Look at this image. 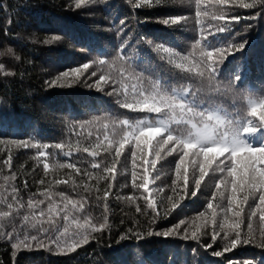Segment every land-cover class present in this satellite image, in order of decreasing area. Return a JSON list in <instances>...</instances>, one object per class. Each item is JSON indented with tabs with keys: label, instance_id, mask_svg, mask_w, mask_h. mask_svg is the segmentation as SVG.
Returning a JSON list of instances; mask_svg holds the SVG:
<instances>
[{
	"label": "trees",
	"instance_id": "1",
	"mask_svg": "<svg viewBox=\"0 0 264 264\" xmlns=\"http://www.w3.org/2000/svg\"><path fill=\"white\" fill-rule=\"evenodd\" d=\"M252 2L232 0L220 5L216 0H200L201 6H207L210 13L223 12L229 28L206 40H214L213 47L226 49L244 45L238 51L232 48L216 75L209 78L196 75L197 68L193 67L200 59L196 44L200 40L199 26L195 23L196 0H162L159 5L139 9L132 6V0H0V141H4L0 143V201L6 198L7 203L12 202L14 186L15 194L25 205L19 214L14 212L12 217L0 219V231L11 232L13 227L19 231L24 216L28 215L29 223L24 225V230L35 234L36 229L31 224L37 223V219L30 215L27 201L30 197L43 199L34 196L41 191L51 192L57 201L59 196L55 194L61 192L74 200L87 198L84 211L74 213L78 223L67 224L70 233H83L87 217L97 225L106 217L104 229L92 232L88 242L74 251L14 250L13 241L0 236V264H246L247 261L264 264L261 213L257 211V216L249 221L252 206L258 203V192L256 198L250 195L247 203L241 205L239 217L234 216L235 204L233 212L226 214L231 184L227 190L223 184L218 189L217 184L222 178L230 181L231 177L209 169L196 190L194 179L199 178L198 165L202 158L194 163L190 154L185 158L189 170L187 188L181 179L177 182L178 194H174L179 155L177 152L168 154L170 145H166L160 151L161 158L155 160L154 169L141 165L139 155L137 157L136 183L141 182L143 169L148 167L149 187L157 205L154 211L147 207L144 198H137L148 194L132 184L133 144L125 145L114 174L91 168L93 157L82 150L90 140L99 138L100 147L95 149L99 155L95 159L107 165L112 161L109 152L115 148L114 144L109 147V143L113 137L119 139L124 129L121 121L134 123L156 118L155 113L132 112L121 107L126 90L133 84L151 87L153 82L160 80L172 88H188L196 93L200 103L219 109L221 114L235 115L247 109L249 100L264 99V0H257L252 8L240 6ZM177 15L186 20L175 25L163 24L164 19ZM232 16H239V21L231 20ZM122 20L127 24L123 32L120 30ZM204 43L201 41L200 46ZM158 44L178 53L177 62L187 57L183 68L169 63L167 55L157 51L155 45ZM121 50L127 53L129 63L119 59ZM212 59L219 61L216 54ZM100 60L105 63L100 64ZM85 63L90 65L87 70H82L78 76L72 75V70L82 69ZM125 69L122 80L120 73ZM65 72L69 73L68 77H64ZM92 72L96 75H91ZM101 74L116 81L119 95L112 91L111 82H102L97 87ZM106 133L107 140L104 139ZM159 139L161 137L153 140V145ZM251 139L255 143L264 141V129ZM13 140L49 145L61 143L65 147L63 150L26 148L9 143ZM106 148L108 151L104 150ZM40 152L48 155L42 156ZM64 152L71 155L65 156ZM9 155L10 166L4 163ZM44 163L49 164L47 172ZM59 163H73L80 172L54 167ZM212 167L215 168V163ZM85 171L92 176L85 175ZM13 175L14 180L5 179ZM152 177L156 179L153 181ZM40 180L45 183L40 184ZM56 180L65 182L56 184ZM109 184L105 213L103 193ZM84 185L89 186V191L84 190ZM158 188L163 191L157 193ZM97 195L101 196L99 201ZM177 201L179 206L172 208ZM210 202L212 209L207 207ZM7 203H0V211L7 210ZM48 203L46 200L40 207L46 209ZM137 205L140 212L136 211ZM237 220L242 235L249 234L253 242L238 246L221 257L214 256V251H222L228 243L224 238L227 224ZM221 223L226 224L223 230L219 228ZM64 224L61 218L55 227L62 230ZM42 226L48 228L49 224L45 222ZM213 226L219 233L214 243L211 239ZM197 227V239H184L185 232L190 236ZM166 232L171 234L165 236ZM206 243L213 247L206 248Z\"/></svg>",
	"mask_w": 264,
	"mask_h": 264
},
{
	"label": "snow or ice",
	"instance_id": "2",
	"mask_svg": "<svg viewBox=\"0 0 264 264\" xmlns=\"http://www.w3.org/2000/svg\"><path fill=\"white\" fill-rule=\"evenodd\" d=\"M161 2L162 0H132V6L136 9L151 8L161 4ZM216 2L217 4L225 5L232 2V0H216ZM256 2L257 0H253L252 3H242L240 6L252 8L256 5ZM230 19L238 22L240 17L232 16ZM182 20H186V17L177 15L166 18L162 22L165 26H168L180 23ZM220 21L226 22L219 23ZM195 23L199 26L200 32V40L196 42L200 51V59L193 65V67L197 68L195 74L201 77L207 75L211 78L218 72L220 63L223 62L226 54L230 53L232 48L238 51L244 45L241 43L226 49L225 47H213L214 40H206L207 37H215L216 33L229 31V28L227 18L223 12L210 13L207 6H201L200 0H196ZM121 25L120 30L123 32L127 28V24L122 20ZM201 41H205L202 47L200 46ZM147 43L151 44L152 41H147ZM155 47L157 51L167 55L169 63H175L177 68H183V61L187 57H181L180 62H177L176 57L179 55L178 53L173 52L164 44H158ZM9 51L11 50L9 49ZM214 54L219 57V61L212 59ZM119 59L125 63H129L127 53L123 50L119 53ZM99 63L104 64L105 61L100 60ZM89 66V64L85 63L82 69L76 68L72 70V75L78 76L82 70H87ZM126 71L127 69L120 73V79H125ZM187 71H191V69H187ZM63 75L64 77H68L69 73L65 72ZM91 75L95 76L96 72H92ZM236 80H240L239 75L236 76ZM102 82H111L113 84L112 91L117 92L115 87L116 81L110 76L101 74L96 82L97 87ZM117 94L119 95L120 93L117 92ZM121 107L132 112L155 113L157 116L155 119L145 118L137 120L134 123L128 120L121 121L124 129L119 139L113 137V140L109 143V147L114 144L115 148L112 152H109L112 156V161L107 165H104L103 161H97L95 159L99 155V152L95 151V149L100 147L101 142L99 138L95 141L90 140L88 144L83 145L82 150L93 157L91 168L102 169L103 172L114 174L116 163L119 162V157L123 154L125 145L133 144L134 147L131 151L133 167L132 184L134 188H142L143 193L148 194L147 196L141 194L137 198H144L147 201V207L155 211L157 205L149 187L150 174L148 167L143 169V174L140 177L141 182L139 184L136 183L138 178V173L135 171L137 157L139 155L141 165H148L154 169L155 160L161 158L160 151L164 146L170 145L167 149L168 154L177 152L179 155V160L175 168L176 179L173 181L174 194H178L177 182L181 179L184 181V188H187L189 170L185 166V158L191 154L194 163L202 158V162L198 165L199 178L194 179L196 190L200 188L201 181L208 175L209 169L213 172L224 173L227 177H231V180L222 178L219 184H217V188L219 189L220 185L223 184L225 185V190H227L228 184H231V195L228 197L226 214L227 212H233V204H235L237 210L234 212V216L239 217L241 215V205L247 203L250 195L256 198L255 193L258 192V203L252 206L253 211L251 212L249 221L255 218L257 211H259L261 213L259 220L264 224V141L255 143L251 139L254 134L264 129V99L249 100L247 109L235 115L228 113L221 114L219 109H213L208 105L200 103L196 93L190 89L184 87L172 88L164 82L156 80L152 83L151 87H140L137 84H133L130 90H126ZM157 137H161V139L157 140L156 144L153 145V140ZM104 139H108L107 133ZM0 143H4V141H0ZM9 143L36 149L54 147L63 150L65 147L61 143L49 145L16 140L10 141ZM104 150L108 151L107 148ZM39 154L42 156L48 155L45 152H40ZM63 154L65 156L71 155L70 152H64ZM149 155L152 156L151 160L148 159ZM10 161L11 156L9 155L4 163L10 166ZM214 163L215 168L212 167ZM54 167H67L75 169L77 173L80 172V169L76 168V165L73 163H59L55 164ZM48 168L49 164L44 163L45 172H47ZM85 175L91 177L92 173L85 171ZM193 176H195V170ZM114 178L115 176L113 175L112 179ZM5 179L14 180L15 176L6 177ZM151 179L154 181L156 178L152 177ZM63 182L65 181H55L56 184ZM39 183L44 184L45 181L40 180ZM25 187H27V183H25ZM75 187V182H73L74 190ZM110 188L111 184L108 185V189L103 193L105 213L108 211L106 201L110 195ZM84 190L89 191V186L84 185ZM96 191L99 193V188ZM162 191L163 189H156L157 193ZM11 192L13 193L11 195V203H7L6 198L0 201V203H7V210L0 211V219L12 217L14 212L19 214L20 209L25 207L24 203L15 194L17 193V189L14 186ZM240 193H244V195L240 197ZM35 195L43 197V199H33L30 197L27 201V208L29 209L30 215L37 219V223L31 224V227L36 229L35 234H29L24 230V225L29 223L28 215L24 216V222L20 226L19 231L16 227H13L11 232L0 231V236H4L13 241L12 248L14 250L46 248L49 251H74L81 244L88 242L89 235L92 232H100L106 225V217L105 221L99 225L92 223L91 218L87 217L85 218V225L87 227L84 228L83 233L79 231L70 233L67 224L69 222H77L74 213L84 211L88 203L87 198L81 197L78 200H74L61 192L55 194L59 196V200L57 201L53 199V194L48 191H41ZM192 195L195 196L196 192L193 191ZM96 199L99 201L101 196L97 195ZM128 199H132V197ZM46 200L49 201L47 208H41L40 205H43ZM178 206V201L172 204V208ZM207 207L212 209L213 204L210 202ZM36 209H39V211H36ZM136 211H141L139 205H137ZM157 214L159 213L157 212ZM200 215L203 216L204 213ZM61 218L65 222L62 230L60 227H55L57 220ZM45 222L49 224L48 228L42 226ZM38 223L40 226H38ZM213 225H215V213H213ZM225 227V223L219 225V228L222 230ZM251 227V223H249V232H251ZM198 231L199 227L195 231H192L190 236L185 232L184 239H197ZM170 234L171 232L164 233L165 236ZM218 234L217 228L213 226L211 237L213 243L216 241ZM261 234V238L264 240V228L261 229ZM224 238L228 240V243L222 251L213 252V255L216 257H221L225 253L233 251L238 246L248 245L253 242L249 234L242 235L241 224L238 220L227 224V231H225ZM261 246L264 247V243ZM205 247L212 248L213 244L206 243ZM15 254L14 251L13 256ZM246 264H252V262L247 261Z\"/></svg>",
	"mask_w": 264,
	"mask_h": 264
}]
</instances>
